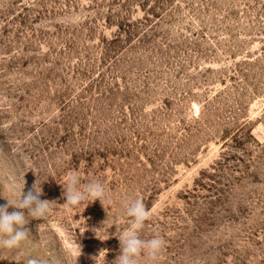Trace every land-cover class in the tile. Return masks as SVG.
<instances>
[{"label":"rangeland","instance_id":"1","mask_svg":"<svg viewBox=\"0 0 264 264\" xmlns=\"http://www.w3.org/2000/svg\"><path fill=\"white\" fill-rule=\"evenodd\" d=\"M23 185L50 211L0 264H115L136 199L137 264H264V0H0V205Z\"/></svg>","mask_w":264,"mask_h":264},{"label":"clouds","instance_id":"2","mask_svg":"<svg viewBox=\"0 0 264 264\" xmlns=\"http://www.w3.org/2000/svg\"><path fill=\"white\" fill-rule=\"evenodd\" d=\"M81 177L76 171L70 172L62 185L65 204L70 207H82L99 200L101 204L105 198L104 185L97 179L90 180L82 188ZM20 189V198L17 203L7 201L0 205V247L11 249L18 247L21 242L28 239L30 229L27 227L29 219L44 217L49 211L50 202L41 199L42 188H30L26 192ZM14 210L9 211V208ZM126 215L130 218L129 226L122 230L117 237L120 244V254L115 259V264H137V257L142 253L150 260H155L165 246V241L159 236L150 239H142L141 230L145 222L150 219L151 213L141 199L128 202L125 205ZM27 212V216H26ZM29 264H38L36 260H30Z\"/></svg>","mask_w":264,"mask_h":264}]
</instances>
